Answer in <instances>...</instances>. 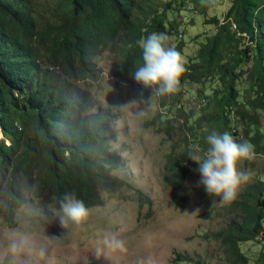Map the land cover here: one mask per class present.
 Here are the masks:
<instances>
[{"label": "trees", "instance_id": "1", "mask_svg": "<svg viewBox=\"0 0 264 264\" xmlns=\"http://www.w3.org/2000/svg\"><path fill=\"white\" fill-rule=\"evenodd\" d=\"M46 1L40 10L38 0H0V131L8 142L0 140L1 223L13 227L16 210L32 201L44 213L58 212L66 193L92 208L101 206L104 196L132 191L138 207L151 206L143 191L110 175L121 167L108 149L117 115L108 107L94 109L84 84L101 77L98 57L106 50L113 60L108 75L133 82L141 63L137 41L177 29L168 10L191 5L202 12L206 0ZM206 22L214 32L184 62L179 91L169 96L155 92L159 108L146 123L170 136L172 123L182 120L177 128L181 139L170 146L164 165L165 181L173 187L199 167L189 153L197 147L206 150L205 138L213 130L229 132L237 143L251 144L253 155L264 156L259 123L264 112V0H231L220 18ZM164 43L178 52L185 46L168 39ZM212 83L219 87L209 97L204 89ZM185 85L199 90L194 106L187 98L188 112L181 102ZM248 161L252 158L243 160ZM220 213L229 218L214 237L232 264L245 261L238 243L264 233V181L244 187Z\"/></svg>", "mask_w": 264, "mask_h": 264}, {"label": "rangeland", "instance_id": "2", "mask_svg": "<svg viewBox=\"0 0 264 264\" xmlns=\"http://www.w3.org/2000/svg\"><path fill=\"white\" fill-rule=\"evenodd\" d=\"M46 2L38 0L40 10H45ZM230 2L206 0L202 12L191 5L168 10V19H174L178 26L164 36L172 45L184 43L179 52L183 62L194 56L199 44L214 32V25L207 19L220 18ZM112 63L108 50L100 54L97 64L102 75L84 84V89L94 109L108 107L117 115L108 149L119 158L121 167L112 169L110 175L125 181L133 190L143 191L151 206L138 207L132 191H121L120 196H104L101 206L88 208L89 216L82 226H61L60 211L44 213L35 201L29 202L16 210L13 227L0 220V264H232L213 235L228 221L229 216L220 212L229 202L210 196L199 184V167L177 187L165 181L166 155L170 146L181 139L177 128L182 126V120L172 123L175 130L170 136L157 132L156 126L146 127L159 108L155 91L135 80L122 83L110 77ZM217 87L216 83L206 84L204 93L210 97ZM198 91L195 85H185L181 95L185 112L187 98L197 96ZM259 114L264 130V112ZM251 129L254 132L257 127ZM238 168L249 177L238 192L256 179L264 181V156L253 155L252 161H241ZM196 208L201 211L193 215ZM109 234L125 241L123 251H111L104 245ZM238 248L245 261L235 264H264V255L260 257L264 233L258 239L240 241Z\"/></svg>", "mask_w": 264, "mask_h": 264}, {"label": "clouds", "instance_id": "3", "mask_svg": "<svg viewBox=\"0 0 264 264\" xmlns=\"http://www.w3.org/2000/svg\"><path fill=\"white\" fill-rule=\"evenodd\" d=\"M166 39L161 34L153 33L137 41L141 63L133 73V79L138 84L153 89L161 96L178 92L185 72L181 54L173 47H166ZM205 143L207 148L203 152L197 147L189 153V159L199 165V184L210 196H219L223 201L230 202L236 198L241 184L249 178L246 172L239 170L238 165L252 158L253 146L247 142L237 143L227 131L219 133L215 130L206 136ZM200 211L196 208L192 214ZM60 213L61 226L69 223L82 226L89 216L85 203L73 193L64 194L60 201ZM103 243L111 251L125 249V241L115 234L105 236Z\"/></svg>", "mask_w": 264, "mask_h": 264}, {"label": "built area", "instance_id": "4", "mask_svg": "<svg viewBox=\"0 0 264 264\" xmlns=\"http://www.w3.org/2000/svg\"><path fill=\"white\" fill-rule=\"evenodd\" d=\"M233 26H235V25L233 24ZM179 37H180V36H179ZM196 101H197V100H196V98H195V95H191L190 97H188V105H189V106H191V107L194 106ZM201 101L204 102L205 99L202 98ZM0 140H3V136H2V134H1V131H0ZM4 144H5V145L8 144L7 141L4 140Z\"/></svg>", "mask_w": 264, "mask_h": 264}]
</instances>
